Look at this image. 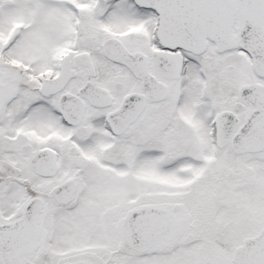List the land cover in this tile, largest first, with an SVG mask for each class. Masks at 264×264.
<instances>
[{
    "label": "snow or ice",
    "instance_id": "obj_1",
    "mask_svg": "<svg viewBox=\"0 0 264 264\" xmlns=\"http://www.w3.org/2000/svg\"><path fill=\"white\" fill-rule=\"evenodd\" d=\"M0 264H264V0H0Z\"/></svg>",
    "mask_w": 264,
    "mask_h": 264
}]
</instances>
